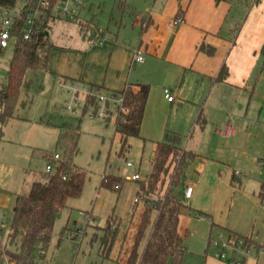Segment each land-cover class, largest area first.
Segmentation results:
<instances>
[{
    "label": "crops",
    "instance_id": "obj_1",
    "mask_svg": "<svg viewBox=\"0 0 264 264\" xmlns=\"http://www.w3.org/2000/svg\"><path fill=\"white\" fill-rule=\"evenodd\" d=\"M132 6L136 8L134 1ZM135 12L129 44L119 39V33H105L93 42L84 38L79 49L60 50L65 62L54 67L55 74L64 83L97 87L102 94L121 97L124 90L139 93L145 86H154L161 95L162 89L169 88L174 101L165 95L161 99L170 108L189 106L184 131L192 129L182 148L192 153V159L184 164L174 194L180 200L190 185L193 193L188 203L181 202L185 207L178 234L183 240L194 237L189 231L194 223L206 226L208 240L212 233L250 237L255 249L248 256L229 251V257L241 264H264V0L250 10H233L216 0H142ZM175 19L182 23L170 28ZM137 51L144 53V60L136 64ZM223 67L226 74L219 79ZM226 123L236 130L230 138L215 132ZM16 194L10 199L11 209ZM3 197L0 190L2 215L10 206ZM142 214L143 210L138 227ZM132 250L118 257L110 253L109 259L98 253L91 264H126ZM202 256L203 264H230L215 258L213 252Z\"/></svg>",
    "mask_w": 264,
    "mask_h": 264
},
{
    "label": "rangeland",
    "instance_id": "obj_2",
    "mask_svg": "<svg viewBox=\"0 0 264 264\" xmlns=\"http://www.w3.org/2000/svg\"><path fill=\"white\" fill-rule=\"evenodd\" d=\"M88 1L79 22L96 25L107 34L119 33V39L129 44L133 34L132 19L135 11L140 9L142 0ZM132 1L136 8L132 6ZM90 6L93 8L91 12L86 11ZM233 10L240 8L234 7ZM48 35L54 44L48 71L27 70L18 98L12 107L5 106L0 99V108L9 111L0 133V190L4 194V201L10 205L3 212L2 246L7 244L13 220L10 199L14 193L28 190L34 181H40L48 173H53L55 168L47 172L46 166L49 162L54 165L55 161L51 156L58 154L61 159L57 164L69 162L82 171L84 184L81 195L69 199L67 208L59 213L45 259L41 263L91 264L99 253L111 221L114 224L112 231L116 228L115 233L113 232L111 257H118L130 248L142 251L150 228L138 241L137 229L143 200L136 204L135 198L141 182L151 173L155 143L166 141L165 131L178 133L182 147L186 145L192 129L184 131L190 107L172 109L161 99L164 89L161 95L154 86L149 87L140 137L130 138L128 147L123 149L120 137L115 132L118 114L115 107L111 108L112 114L108 119L90 117L94 107L87 105L86 98L80 94L76 98L77 102L73 104V111L67 110L71 97L67 88L74 82L64 83L55 74L54 67H61L65 62L60 53L62 50H76L83 44L84 33L78 23H58L55 30ZM14 51L15 44L12 43L0 52V90L7 82ZM76 87L81 88L79 85ZM117 98L122 97L119 95ZM199 128L196 126V129ZM193 141L194 139H190L191 143ZM127 163L134 167H127ZM135 174L140 176V181L128 179ZM105 176L121 178L120 189L102 187ZM179 198L182 200V197ZM189 231L195 236L184 238L188 250L180 264H203L202 255L206 251L214 253L215 249L211 244L219 236L212 233V238L208 240L206 226L194 223L189 226ZM72 234H77L76 240L70 239ZM208 245L211 250L207 249ZM9 248L15 251V247ZM167 264L174 263L169 260Z\"/></svg>",
    "mask_w": 264,
    "mask_h": 264
},
{
    "label": "trees",
    "instance_id": "obj_3",
    "mask_svg": "<svg viewBox=\"0 0 264 264\" xmlns=\"http://www.w3.org/2000/svg\"><path fill=\"white\" fill-rule=\"evenodd\" d=\"M222 2L230 4L232 9L243 7L249 10L260 0H216L217 4ZM0 3L5 2L0 0ZM77 23L84 33V38L89 41L104 38L105 32L91 24ZM48 34L42 30L36 39L31 41L19 39L15 45L7 82L0 91V99L5 106L12 107L15 104L27 70H48L51 51L54 48ZM225 74L226 68L223 67L219 79H223ZM92 88L101 93L100 88ZM148 94V86L141 88L139 93H132L130 90L121 93L123 109L117 114L115 132L120 137L123 149L128 147L130 138L140 137ZM86 100L87 105L95 106V101L88 98ZM8 113V109L4 111L2 108L0 112L2 126L8 119ZM201 122L200 116L197 123ZM180 141L178 134L167 133L166 141L156 144L151 173L144 182H141L138 191L143 194V214L137 230V240L141 239L148 228L151 227V231L142 253L139 254L134 248L126 264H167L169 260L174 264H180L186 254V246L178 234L179 216L185 206L175 196L174 189L180 186L182 168L186 161L192 159V153L182 148ZM51 159L53 160V156ZM55 164L53 173H48L40 181H34L28 190L16 194L7 244L2 246L0 242V264H5L6 260L16 264H42L59 213L67 208L69 199L81 195L84 184L83 172L69 162ZM102 180V187L118 190L122 186L121 178L105 176ZM112 222H109L111 228L107 227L99 250L103 259H109L111 253L116 230L115 228L112 231L114 225ZM228 238L238 239L239 236L230 233ZM245 241L248 244L251 238L248 237ZM9 246L15 247V251L10 250ZM38 246L42 248L43 254L37 253Z\"/></svg>",
    "mask_w": 264,
    "mask_h": 264
},
{
    "label": "built area",
    "instance_id": "obj_4",
    "mask_svg": "<svg viewBox=\"0 0 264 264\" xmlns=\"http://www.w3.org/2000/svg\"><path fill=\"white\" fill-rule=\"evenodd\" d=\"M4 2L0 3V52L6 50L12 43L16 45L19 39L24 41L36 39L42 30L50 33L58 23L79 22L86 4V0H4ZM181 23L182 19H175L169 23V27H176ZM143 60L144 53L137 51L134 55V63H142ZM67 92L71 96L67 104V110L73 111V104L77 102L76 98L80 94L96 102L94 111L90 117L108 119L112 114V107L117 109V113L123 109V98L118 99L114 93L104 95L98 92L96 88H77L76 85L68 87ZM164 95L169 102H173L175 99L168 88L164 89ZM235 131L232 123H226L222 127L215 128L216 134L224 138L232 137ZM59 159L60 156L58 154L53 156V161L56 162ZM127 167L133 168L134 165L127 163ZM53 168L54 165L49 162L46 166V171L51 172ZM128 179L130 181L141 180L138 174ZM192 193L193 187L190 185L186 188L181 202L183 204L188 203ZM142 199L143 194L138 193L135 203H140ZM87 217L90 219V216ZM2 219L3 215L0 213V242H2ZM76 236L77 234H72L70 239L74 240ZM211 245L215 249L213 253L214 257L230 264H241V262L229 257V251L234 255L248 256L249 251L255 249V244L253 242L247 244L244 238H224L222 235ZM37 253H44L40 246L37 248ZM5 264L16 263L6 260Z\"/></svg>",
    "mask_w": 264,
    "mask_h": 264
}]
</instances>
